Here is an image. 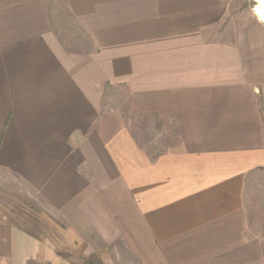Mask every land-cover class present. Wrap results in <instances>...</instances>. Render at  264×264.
Segmentation results:
<instances>
[{"label":"crops","instance_id":"1","mask_svg":"<svg viewBox=\"0 0 264 264\" xmlns=\"http://www.w3.org/2000/svg\"><path fill=\"white\" fill-rule=\"evenodd\" d=\"M235 1L0 0V264H264V25Z\"/></svg>","mask_w":264,"mask_h":264},{"label":"rangeland","instance_id":"2","mask_svg":"<svg viewBox=\"0 0 264 264\" xmlns=\"http://www.w3.org/2000/svg\"><path fill=\"white\" fill-rule=\"evenodd\" d=\"M258 9V0H236L233 7V14H237L242 11H249L255 16ZM111 253L110 249L107 251ZM119 252L118 256H115ZM112 259L115 260L113 263L109 264H141L139 263L125 248L112 249ZM100 260V256L93 255L87 259L86 262H80L78 264H90L92 262L96 263Z\"/></svg>","mask_w":264,"mask_h":264},{"label":"bare ground","instance_id":"3","mask_svg":"<svg viewBox=\"0 0 264 264\" xmlns=\"http://www.w3.org/2000/svg\"><path fill=\"white\" fill-rule=\"evenodd\" d=\"M257 16L264 25V0H258Z\"/></svg>","mask_w":264,"mask_h":264},{"label":"trees","instance_id":"4","mask_svg":"<svg viewBox=\"0 0 264 264\" xmlns=\"http://www.w3.org/2000/svg\"><path fill=\"white\" fill-rule=\"evenodd\" d=\"M90 264H103L101 261H97L96 263L92 262Z\"/></svg>","mask_w":264,"mask_h":264}]
</instances>
